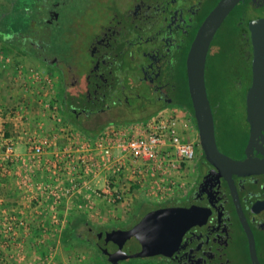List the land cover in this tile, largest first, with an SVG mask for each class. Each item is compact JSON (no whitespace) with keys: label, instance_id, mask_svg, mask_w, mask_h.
Returning <instances> with one entry per match:
<instances>
[{"label":"flooded vegetation","instance_id":"af4514ba","mask_svg":"<svg viewBox=\"0 0 264 264\" xmlns=\"http://www.w3.org/2000/svg\"><path fill=\"white\" fill-rule=\"evenodd\" d=\"M97 1L86 7L87 13L95 11L94 19L83 21L79 16L68 27L71 57L52 51L53 44L44 32L45 27H55L49 17L42 26L37 23V35L31 41L40 52L37 61L60 76L62 104L70 125L95 130L140 124L190 99L188 55L200 27L221 0H105L98 6ZM261 18L264 0H243L225 18L211 43L212 48L221 41L236 52V63L242 67L237 79L240 90L252 80L250 23ZM49 51L56 55L53 62ZM184 88L187 99L181 98ZM218 111L213 112L220 152L246 160L250 138L246 110L243 123L227 124L223 129L217 127ZM254 153L264 159L258 151ZM195 161L189 187L167 205L153 204L151 210L182 209L185 229L181 239L167 254L118 264H264V173L225 174L206 160L202 147ZM141 219L124 228H87L106 264H111L109 253L105 255L98 247L104 239L99 234L130 230ZM83 235L89 242L88 235Z\"/></svg>","mask_w":264,"mask_h":264},{"label":"built area","instance_id":"2783aa9c","mask_svg":"<svg viewBox=\"0 0 264 264\" xmlns=\"http://www.w3.org/2000/svg\"><path fill=\"white\" fill-rule=\"evenodd\" d=\"M59 115L55 111L53 117L60 123L62 147L36 136L25 137L31 159L46 164L51 174L52 183L46 185L24 179L27 189L46 193V199L39 201L43 206L51 202L55 211L67 209L86 192L101 208L130 213L139 200L165 205L187 189L184 173L196 160L197 146L187 138L193 124L180 111L166 109L140 124L109 125L94 139L81 135ZM16 138L0 133L8 161L17 159ZM87 207L83 202L75 210ZM4 226L12 237L24 222L10 216Z\"/></svg>","mask_w":264,"mask_h":264},{"label":"crops","instance_id":"0c3cea01","mask_svg":"<svg viewBox=\"0 0 264 264\" xmlns=\"http://www.w3.org/2000/svg\"><path fill=\"white\" fill-rule=\"evenodd\" d=\"M18 60L20 58L13 60V64L21 62ZM10 62L9 60L7 64H0V133L17 137V159L6 160L2 146H0V264H11L9 263L10 259L13 264H25L20 263V260L18 261L16 258L15 246H13L12 241H5L1 236L2 231L5 232L3 222L10 216L24 222L22 230L20 229L13 242L15 244L22 243L24 247L26 246L25 256L27 255V259L24 260L27 264H59L60 249H63L61 244L74 245V240L70 236L66 237L67 239L64 237L62 240L60 228H71L75 219H84L96 228L113 227L118 223L127 226L132 225L137 223L143 215L149 213L153 204L139 200L135 202V209L128 214L127 218L116 221L97 217L104 210H110L101 208L103 207L101 203L96 205L86 192L74 198L71 202L72 205H69L67 209L61 207L55 211L51 202H47L44 206L40 204V199H46V193L39 192L32 187L27 189L24 179H32L33 182L46 185L52 183L51 174L47 172L46 164L42 162V165H38L31 159L25 137L36 136L42 140L54 141L58 143L59 147H62L65 141L59 131L60 123L54 118L52 119L51 113L42 116L41 106L46 107L44 102L48 99L42 98L39 94L19 93L21 91L19 86H22L16 77V70L19 67L17 65L14 67ZM181 103L182 105L174 109L183 113L185 119L193 124L187 138L195 142L198 153L201 148L200 137L190 99ZM66 119L69 120L67 116ZM18 131L21 132L18 133ZM79 133L81 134V132ZM181 194H177L175 198L180 197ZM83 202L88 207L83 211H76V206ZM60 223L62 224L60 225Z\"/></svg>","mask_w":264,"mask_h":264},{"label":"water","instance_id":"95a60500","mask_svg":"<svg viewBox=\"0 0 264 264\" xmlns=\"http://www.w3.org/2000/svg\"><path fill=\"white\" fill-rule=\"evenodd\" d=\"M243 0H221L205 19L191 46L187 59V77L193 115L200 145L206 160L225 174L264 173V18L250 23L252 43V80L246 95V120L250 125L247 158L237 161L220 152L216 140L214 112L208 94L206 69L211 43L219 27ZM180 208H161L147 213L130 230L113 229L99 234L98 243L109 263L167 254L184 232ZM113 246V247H112ZM109 247L110 252L107 248Z\"/></svg>","mask_w":264,"mask_h":264},{"label":"rangeland","instance_id":"374dc122","mask_svg":"<svg viewBox=\"0 0 264 264\" xmlns=\"http://www.w3.org/2000/svg\"><path fill=\"white\" fill-rule=\"evenodd\" d=\"M91 1L96 2L97 0H36V6L41 10L34 12V15L36 16L35 23L36 25L38 23V25L42 26V23L48 21L49 17V24L55 25L54 28H51L50 26L45 27L44 32L47 39H49V41L51 40L53 44V47H51V49H53L52 51L56 52L57 55L65 58L71 57L69 54L72 50L70 51V40H68V37L70 38V34L68 36L70 28L68 27L71 26L73 19L79 16H82V19H84L83 21H88L90 18L94 19L95 11H91L90 13L86 12V7ZM104 1L105 0H98L97 6L101 3L103 4ZM28 2H31V0H28ZM220 43L222 42L218 41V43L214 45L215 50L212 51L209 56V62L206 69V82L211 101L220 102V108L218 111L219 115H217V127L218 129H223L227 124L234 125L244 122L246 96L245 85H243V89L240 90L239 84L237 83L239 74L238 70L242 69V67L236 63L235 59L237 54H235L236 52H228V48ZM8 50V48H4L2 42L0 41V64H7L10 60V64L12 65L17 58H20V60H18L21 61L20 63L16 62L13 64L14 67H16V65L19 67V69L16 70L17 81L22 84V86H19V89H21L19 93H34L33 95L39 94L42 98H47L48 100H45L44 102L46 107L41 106L42 116L43 114L49 115L51 113V117L53 119V115H55V111H57L63 121H67L66 123L72 124L71 121L69 122V120L66 119L64 114L65 111L61 98V79L58 72L50 67H46L45 65L38 63L37 61H34L30 57H15L10 53L7 54ZM52 51H49L51 62H53L56 57ZM39 53L40 52L38 51L37 55H39ZM184 90L185 91L182 92L181 98L187 99L186 88H184ZM41 121L46 122L44 120ZM74 128L78 130L75 126ZM19 132L21 131H18V133ZM195 167L196 161H193L184 173L185 176L183 178V182L186 187H189L191 181H193L195 177ZM128 214L129 213L122 211L116 212L104 210L97 217L104 220L108 219L116 221L117 219L123 220L127 218ZM3 225H5V221L3 222ZM125 226L126 224L123 225V223L115 225V227L119 228H124ZM4 228L5 232L3 233L2 231V238H4L5 241H12V244H14L13 246H15L14 254L16 255V258L18 261L20 260V263L27 264L24 260L27 259V255L25 256L26 246L24 247L22 243L15 244L13 242L17 238L21 228L16 230V235L12 237L9 235L5 226ZM69 229L70 227L59 229L62 240L64 237L66 238L70 236ZM78 233L88 235V239L90 241L88 242L84 238L77 235L76 240H74V245L61 244L63 249H60L61 252L59 251V264H96V256L100 258L103 257L100 251L93 248L94 240L96 239L92 234H88L87 228L81 227ZM9 263L13 264L11 259L9 260Z\"/></svg>","mask_w":264,"mask_h":264},{"label":"trees","instance_id":"16d2710c","mask_svg":"<svg viewBox=\"0 0 264 264\" xmlns=\"http://www.w3.org/2000/svg\"><path fill=\"white\" fill-rule=\"evenodd\" d=\"M39 10L41 9L36 6V0H31V2H28V0H0V41L2 42L4 48L9 49L7 51V54L10 53L15 57L27 56L37 61L38 47L37 48L32 47L31 41L32 40L35 41L34 39L35 36L37 35L35 32L36 16L34 15V12ZM214 50L215 48L212 45L209 56L211 52ZM227 51L230 52L231 50L227 49ZM209 56H208L207 66L209 62ZM248 71H250V69ZM250 85H251V80L245 85L246 86L245 96ZM211 105L214 112H217L218 109L220 108V102L218 101H213V102L211 101ZM191 109L193 111L192 104H191ZM65 115L70 120L66 112ZM74 126L81 132L82 135H84L89 139L97 138L99 134L106 127L103 126L99 129L88 130L86 128L79 126L78 124H74ZM81 227L92 228V225L84 219L82 220L75 219L71 225V228L69 229L70 237L72 238V240H76L77 235L81 236V234L78 233ZM108 228H116V227L113 226ZM99 229H105V228H99ZM93 248L95 249L94 246ZM96 264H106V262L105 260H103V257L100 258L96 256ZM128 264H138V263L131 262Z\"/></svg>","mask_w":264,"mask_h":264}]
</instances>
